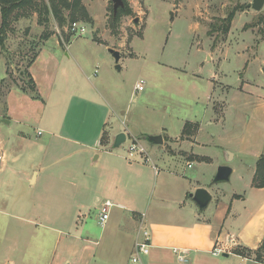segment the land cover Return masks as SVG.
Returning a JSON list of instances; mask_svg holds the SVG:
<instances>
[{
	"label": "rangeland",
	"instance_id": "374dc122",
	"mask_svg": "<svg viewBox=\"0 0 264 264\" xmlns=\"http://www.w3.org/2000/svg\"><path fill=\"white\" fill-rule=\"evenodd\" d=\"M254 1L123 0L125 6L115 16L112 0H80L85 12L81 8L75 12L63 10L62 23L53 14L40 18L28 8L10 6L8 11L14 12L8 19L0 12V30L4 24L0 34L1 51L16 72L10 73L4 85L0 83V109L11 89L31 92L29 80H22L21 73L25 75L47 40L55 37L54 41L57 38L61 43H69L73 39L75 49L72 51H78V62L86 66V74L98 87L102 98L100 106H79L83 102L76 100L74 104L79 107L71 111L67 122L75 120L76 126L82 128L83 133H77L80 139L87 140L106 128L112 134L126 133L127 141L118 148L114 147L115 142L102 147L93 139L92 149L76 145L65 147L58 165L67 169L74 167L79 183L89 179L100 191L101 200L134 201L135 212L142 214L146 212L148 201H155L154 191L165 194L170 189L172 183L167 177L170 172L187 170V161L176 159L172 154L184 155V144H187L186 150L191 149V143L177 142V139L188 122H198L200 145L194 152L213 161L207 166L193 163L189 172L198 171L204 184L211 185L222 166L246 169L248 158L247 167L242 166L238 160L231 161L228 152L245 151L246 138L259 142L261 140L256 141L253 136L263 134L257 127L264 126V117L256 123L250 121L253 108L264 103V9L257 12L249 8ZM37 3L48 9L51 7L49 0ZM73 3L74 0H69V4ZM230 15H233L230 30L225 33ZM136 19L138 24H135ZM74 23L84 25L86 34L78 36L73 30ZM93 39L103 43H95ZM113 48L125 53L119 64L110 52ZM117 65L122 69L118 70ZM141 81L145 82V89L136 92ZM213 89H217L214 94ZM197 129L192 125L188 134H194ZM158 135L167 142L165 146L150 144L146 139ZM106 139L105 135L103 141ZM133 144L144 147L147 154L134 153L131 157L129 152ZM114 168L116 175L110 180L107 176L113 174L109 170ZM154 168L160 173L158 177H155ZM109 184L126 189L120 194L109 192L110 189L106 190ZM132 186L139 190L127 189ZM216 186L227 193L240 192L243 183L235 172L229 182ZM63 188L69 191L67 180ZM30 189L40 192L38 187ZM29 193V189L20 188L16 197ZM66 198L67 195L64 203L68 209L72 201ZM165 202L163 207L153 202V210H168L171 202ZM87 208L91 209L88 222L96 221L98 211ZM87 211L84 209L83 213ZM125 215L130 217V212ZM6 229V224L0 221V232ZM72 230L71 225H65L64 232L73 234ZM45 250L42 264L49 262L54 250L50 240ZM235 250L244 251L245 248ZM247 258L256 260L249 255Z\"/></svg>",
	"mask_w": 264,
	"mask_h": 264
},
{
	"label": "crops",
	"instance_id": "0c3cea01",
	"mask_svg": "<svg viewBox=\"0 0 264 264\" xmlns=\"http://www.w3.org/2000/svg\"><path fill=\"white\" fill-rule=\"evenodd\" d=\"M54 38L45 42L26 71L39 100L13 88L6 94L3 109H0V156L3 157L0 162V221L7 228L0 232V264H42L49 240L54 244V250L46 264H131L135 244L141 239L144 227L151 232L152 245L144 264H234L235 259L240 264H258L234 252L238 247L256 251L264 242V188L254 187L257 162L264 155V126L257 127L263 134L253 136L256 141H261L251 142L246 138L243 142L246 150L232 153L231 161L238 160L242 166H246L248 158V167L244 170L235 168L231 175L232 178L236 172L243 183L240 192L227 193L213 182L204 184L198 171L189 172V165L192 167L193 163L207 166L213 161L194 152L200 145L197 141L200 124L192 122L198 126L197 131L192 135L184 134L185 125L177 139V142L191 143V149L186 150L187 144H184L182 148L186 155L172 154L176 159L180 157L187 161V170L169 173L170 194L169 190L165 194L154 191L155 201L151 203L149 200L146 212L142 214L135 212L134 201L119 203L110 198L103 201L99 198L100 191L90 184L89 179L79 183L74 167L67 169L58 165L61 150L74 145L92 149L93 140L102 147L108 146L124 132L112 134L103 128L102 132L87 140L78 138L77 133H83L82 128L76 126L75 120L67 122L71 111L82 105L100 106L102 97L87 76L86 66L78 62V51H72L75 49L73 39L61 43ZM113 50L125 55L120 49ZM14 71L0 46V82ZM216 90L211 91L214 94ZM76 100L83 103L77 106L74 104ZM253 112L250 121L259 122V118L264 117V103L253 108ZM166 143L164 141V145L159 146ZM107 154L111 155L110 152ZM117 166L122 167L120 163ZM154 170L155 177H158V169ZM109 171L113 174L107 177L113 180L116 169ZM66 180L69 191L63 188ZM36 187L39 194L30 189ZM20 188L29 189L31 193L16 197ZM201 188L207 189L212 196L204 211L191 198ZM108 189L120 194L126 187L118 185L114 188L109 184ZM127 189L139 190L135 186ZM65 195L72 201L71 206L67 205L70 211L65 208ZM165 201L171 202L168 210H153V202L163 207ZM110 206L109 220L102 224V210ZM87 207L98 211L96 221L88 222L91 209ZM84 209H88L87 213H83ZM128 212L130 217L125 215ZM68 224L74 229L73 234L64 232ZM221 246H225L223 254L213 255ZM225 254L228 256L224 257Z\"/></svg>",
	"mask_w": 264,
	"mask_h": 264
},
{
	"label": "trees",
	"instance_id": "16d2710c",
	"mask_svg": "<svg viewBox=\"0 0 264 264\" xmlns=\"http://www.w3.org/2000/svg\"><path fill=\"white\" fill-rule=\"evenodd\" d=\"M37 1H39V0H0V9H1L0 12L3 14L4 18L8 19V17L14 12V11H8V7L11 6V7L16 8V7L21 6V7L28 8V10L30 9L31 11H34V13L39 14L40 18L43 17L44 15L49 16V14H53V16L57 20H59V22H61V23L63 22V19L61 17L63 10L75 12V11L79 10V8H81L85 12V9L82 8V6H81L80 0H74L73 4H69V0H49L51 3L50 9H48V7H43V6L39 5L37 3ZM32 8H34V10ZM73 15L74 14L72 13V18H73ZM232 16L233 15H230L229 20H227L228 26L224 30L225 33H227L230 30V23L232 20ZM262 22L264 24V12H263ZM3 31H4V24H3V28H1V30H0V34ZM0 46L3 47V40L2 39H0ZM33 60L31 62H33ZM31 62H30V64H31ZM25 79H28L27 73H25V75L22 77V80H25ZM29 82L31 84V90H30L31 92H27L24 90H23V92L28 93V94L31 93L30 95L34 100H39L40 97L36 92V89H35L33 82H31V81H29ZM0 83H3V85H4L6 83V81L3 80V82L1 81ZM190 127H192V124L187 123L185 126V129H184V134H188V129ZM104 143L105 142L103 141V144ZM254 187L255 188H264V155L257 162V170H256L255 178H254ZM234 253L236 255L244 257V258H247V255L253 256L256 259L255 262H257L258 264H264V242L261 245V247L256 251L245 249L244 251L235 250Z\"/></svg>",
	"mask_w": 264,
	"mask_h": 264
},
{
	"label": "water",
	"instance_id": "95a60500",
	"mask_svg": "<svg viewBox=\"0 0 264 264\" xmlns=\"http://www.w3.org/2000/svg\"><path fill=\"white\" fill-rule=\"evenodd\" d=\"M114 5V15L116 16L119 9L124 8L123 0H112ZM257 12H261L264 9V0H255L252 5L248 6ZM139 20H135V24H138ZM113 57L115 58L116 63L118 64L121 59V54L118 51L111 50L110 51ZM117 69L120 70L121 67L117 65ZM147 141L153 145H163L164 140L161 135L158 136H148ZM127 141V136L125 133L119 134L115 139L114 147L118 148L122 144ZM230 157H232V153L228 152ZM233 173V169L229 166H222L218 169L217 174L213 180V185L220 184V183H227L230 181L231 175ZM193 202L198 206L201 211H204L208 208L210 202L212 201V196L207 189H198L193 195H191ZM228 255H224L227 257Z\"/></svg>",
	"mask_w": 264,
	"mask_h": 264
},
{
	"label": "built area",
	"instance_id": "2783aa9c",
	"mask_svg": "<svg viewBox=\"0 0 264 264\" xmlns=\"http://www.w3.org/2000/svg\"><path fill=\"white\" fill-rule=\"evenodd\" d=\"M73 30H74V32H76L80 35H83L86 33V28L84 27V25L77 24V23L73 24ZM144 85H145L144 81H141L140 83H138V85L136 87L137 92L144 91V89H145ZM134 153H136V154L140 153L141 155L147 154L146 149L144 147H142L141 145H136V144H133L131 146L130 152H129L131 157L134 156ZM2 160H3V157L0 156V162ZM189 167H191V165H189ZM110 208H111V206L104 208L102 210V214L100 216V222L102 224H106V222L109 220ZM151 249H152L151 232L149 231V229L144 227L141 230V239L135 244L134 254L131 258V264H144V258L148 257L150 255ZM224 251H225V246H221V247L215 249V251L213 252V255L220 256L223 254ZM181 260L184 261V259H181Z\"/></svg>",
	"mask_w": 264,
	"mask_h": 264
}]
</instances>
